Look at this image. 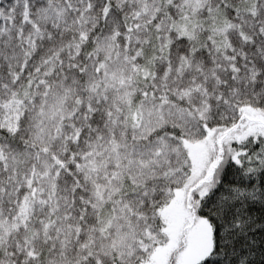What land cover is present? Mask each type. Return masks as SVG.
<instances>
[{"label": "snow or ice", "instance_id": "6c2138e0", "mask_svg": "<svg viewBox=\"0 0 264 264\" xmlns=\"http://www.w3.org/2000/svg\"><path fill=\"white\" fill-rule=\"evenodd\" d=\"M0 264H264V0H0Z\"/></svg>", "mask_w": 264, "mask_h": 264}]
</instances>
